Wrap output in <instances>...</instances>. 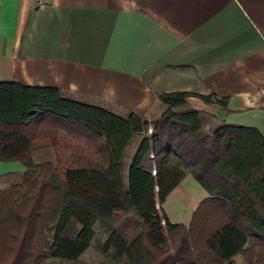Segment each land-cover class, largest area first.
Wrapping results in <instances>:
<instances>
[{"label":"trees","instance_id":"trees-1","mask_svg":"<svg viewBox=\"0 0 264 264\" xmlns=\"http://www.w3.org/2000/svg\"><path fill=\"white\" fill-rule=\"evenodd\" d=\"M192 96L227 107L215 92H168L148 119L0 80V164L25 167L0 175V264H80L96 225L99 264H264V136ZM39 149L53 159L35 162ZM188 175L207 197L188 225L171 223L158 205Z\"/></svg>","mask_w":264,"mask_h":264},{"label":"crops","instance_id":"crops-1","mask_svg":"<svg viewBox=\"0 0 264 264\" xmlns=\"http://www.w3.org/2000/svg\"><path fill=\"white\" fill-rule=\"evenodd\" d=\"M0 80L141 118L215 92L188 104L264 136V0H0Z\"/></svg>","mask_w":264,"mask_h":264},{"label":"rangeland","instance_id":"rangeland-1","mask_svg":"<svg viewBox=\"0 0 264 264\" xmlns=\"http://www.w3.org/2000/svg\"><path fill=\"white\" fill-rule=\"evenodd\" d=\"M159 110H156L154 114L146 117L148 119L158 115ZM151 125L148 123L147 134H151ZM138 137L135 136L130 146L127 149V156L133 152L135 145L137 144ZM13 159V158H12ZM53 159V150L52 149H39L35 153L34 161L42 162L45 160ZM128 161L129 158H126ZM25 167L17 161H10L8 163L0 164V175L10 172H17L24 170ZM7 185L6 179H0V188H3ZM207 197L206 191L193 179L192 176H186L166 197L163 204L158 205L160 209L166 214L168 220L171 223H178L183 225H188L191 219V215L197 205ZM58 202L50 214V225H53L56 221L57 211H58ZM95 237L94 241L80 257V264H99L101 258L97 251L99 244H101L106 238V231L96 225L95 228ZM236 264H245L241 256H236L234 258Z\"/></svg>","mask_w":264,"mask_h":264},{"label":"built area","instance_id":"built-area-1","mask_svg":"<svg viewBox=\"0 0 264 264\" xmlns=\"http://www.w3.org/2000/svg\"><path fill=\"white\" fill-rule=\"evenodd\" d=\"M154 173V172H153Z\"/></svg>","mask_w":264,"mask_h":264}]
</instances>
